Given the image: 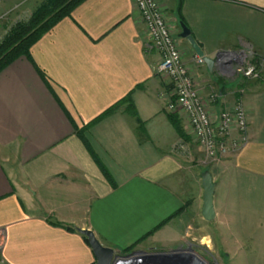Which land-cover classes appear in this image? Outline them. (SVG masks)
<instances>
[{
  "label": "crops",
  "instance_id": "crops-1",
  "mask_svg": "<svg viewBox=\"0 0 264 264\" xmlns=\"http://www.w3.org/2000/svg\"><path fill=\"white\" fill-rule=\"evenodd\" d=\"M160 1L211 113L242 101L249 142L213 161L177 112L180 136L134 0H85L0 71V264H94L78 228L121 254L192 245L211 264H264V0H182L205 55L222 53L212 70L180 35L179 0ZM236 54L253 55L261 77L236 73Z\"/></svg>",
  "mask_w": 264,
  "mask_h": 264
},
{
  "label": "built area",
  "instance_id": "built-area-1",
  "mask_svg": "<svg viewBox=\"0 0 264 264\" xmlns=\"http://www.w3.org/2000/svg\"><path fill=\"white\" fill-rule=\"evenodd\" d=\"M134 2L146 23L152 46L161 56L157 71L172 86L175 99L170 102L169 108L187 116L197 143L209 159L219 161L242 149L249 142L247 110L243 102L238 101L234 107L213 115L201 94L197 79L183 61L182 51L160 0ZM253 58V55L229 56L234 61L236 73L247 78L259 76L258 65ZM196 60L199 64L205 63L198 55ZM211 100L215 101L216 95H212ZM4 236L3 229H0V247Z\"/></svg>",
  "mask_w": 264,
  "mask_h": 264
},
{
  "label": "water",
  "instance_id": "water-1",
  "mask_svg": "<svg viewBox=\"0 0 264 264\" xmlns=\"http://www.w3.org/2000/svg\"><path fill=\"white\" fill-rule=\"evenodd\" d=\"M181 27V37L189 40L196 54L202 58L212 70L222 56V53H219L216 57L205 55V52L192 35L189 27L184 23H181ZM202 179L204 189L202 214L206 220L210 221L216 216L214 207L216 182L214 181L213 174L209 170L203 173ZM78 231L88 239L96 256V262L94 264H211L209 260L192 245L171 251L141 250L129 254H121L114 248L104 245L92 229L78 228Z\"/></svg>",
  "mask_w": 264,
  "mask_h": 264
},
{
  "label": "trees",
  "instance_id": "trees-1",
  "mask_svg": "<svg viewBox=\"0 0 264 264\" xmlns=\"http://www.w3.org/2000/svg\"><path fill=\"white\" fill-rule=\"evenodd\" d=\"M85 0H49L48 3L38 8L29 20L18 23L0 43V71L6 66L25 56L31 58V47L40 37L50 30L61 19L70 16L73 10ZM175 15L180 23L186 25L182 15V0H179ZM119 106L110 109L106 115L115 112ZM169 118L180 136H186L181 118L177 112L169 113ZM82 138H84L82 136ZM85 139V138H84ZM86 141V139H85ZM103 171L110 181V173L103 167ZM86 240L88 241L87 237ZM131 249L125 250L129 253Z\"/></svg>",
  "mask_w": 264,
  "mask_h": 264
},
{
  "label": "rangeland",
  "instance_id": "rangeland-1",
  "mask_svg": "<svg viewBox=\"0 0 264 264\" xmlns=\"http://www.w3.org/2000/svg\"><path fill=\"white\" fill-rule=\"evenodd\" d=\"M48 2L49 0H9L8 4L4 7L0 4V16H2L0 17V43L1 41H3L4 37L18 23L29 20L30 17L35 13V11L38 8H40L42 5ZM173 33L175 34L174 29H173ZM261 75H262V71L261 69H259V76L256 77V79L260 78ZM199 250H202L205 253V255L207 254L206 256H209V258L213 259L212 255L208 253L205 249L199 248ZM214 264H224L222 257H220V259H216Z\"/></svg>",
  "mask_w": 264,
  "mask_h": 264
}]
</instances>
